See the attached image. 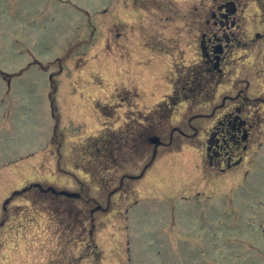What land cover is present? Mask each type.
<instances>
[{
	"label": "rangeland",
	"instance_id": "rangeland-1",
	"mask_svg": "<svg viewBox=\"0 0 264 264\" xmlns=\"http://www.w3.org/2000/svg\"><path fill=\"white\" fill-rule=\"evenodd\" d=\"M220 1L150 0L140 22L137 0H0V264H264L257 102L241 164L205 148L223 97L264 95V0H236L208 74L184 14Z\"/></svg>",
	"mask_w": 264,
	"mask_h": 264
},
{
	"label": "flooded vegetation",
	"instance_id": "flooded-vegetation-1",
	"mask_svg": "<svg viewBox=\"0 0 264 264\" xmlns=\"http://www.w3.org/2000/svg\"><path fill=\"white\" fill-rule=\"evenodd\" d=\"M149 2L150 0H137V2H135L136 5L141 7V13L136 15L140 22L144 21L142 16H145V13H147L150 6ZM172 6L169 7L171 13L170 18L173 19L176 15V9L174 6ZM214 7L215 8L210 13V18H207L206 15H202L198 23L192 21L191 11H186L184 14L186 18V26L184 27V31L187 32L186 38H190L194 23L196 24V27H201L202 34L199 41V52L201 59L203 60V68L207 69L208 74L214 71L218 72L219 74H223V68L227 64L226 57L229 55L230 50H232L230 45L235 42L236 36H238L235 35L233 31L237 27V21L235 17L238 7L236 0H223L216 3ZM260 37L261 36L257 32L255 34V38L259 39ZM245 44L248 46L256 45L254 41H249ZM234 45V47H236V44ZM187 46L191 47L192 42H190ZM153 47L154 46L149 47V45L146 43H143V46L137 44L136 49L139 50V54L137 55H139V57L140 55L141 57L145 55H152L151 58H153V55L160 56V52L155 51L160 50L158 48L163 46H155L157 49ZM145 48H153V53L145 50ZM262 49V52L264 53V43L262 44ZM145 52H147V54H145ZM197 74L194 75V72L190 70V75L193 76V78H200V73L198 75ZM246 86L247 84L245 87ZM190 89H192V87H190ZM240 95L241 92L238 91V94L236 95L225 96L222 98V103L218 105V108H222V110L224 109L223 112L225 114H223V117L218 119L216 125L212 127L208 134L205 146L206 156L211 166L218 164L216 163L218 162V159L219 162L221 161L222 163L223 158L227 160L225 162L227 163L228 167L233 166L234 164L235 166L241 164V156L233 164H231L230 161H232V158L235 157L236 151H240V149L243 151L246 150L249 142L251 140L253 141L252 134L254 135V133L252 130L257 124L256 122L252 121L248 122L247 118L245 119L242 114L246 113L245 109L247 110V108L251 107V101H255L254 103L257 102V104L260 105V107H258V105L255 107L257 112H264V95L263 93H260L257 95V97L248 98L249 101L246 99V96L245 99H242L240 98ZM228 102L232 104H229L228 106ZM223 169L220 168V170Z\"/></svg>",
	"mask_w": 264,
	"mask_h": 264
},
{
	"label": "water",
	"instance_id": "water-1",
	"mask_svg": "<svg viewBox=\"0 0 264 264\" xmlns=\"http://www.w3.org/2000/svg\"><path fill=\"white\" fill-rule=\"evenodd\" d=\"M152 142L157 143V140H156V139H152ZM61 194H64V195H66V196H74V195H72V194H68V193H66V192H62Z\"/></svg>",
	"mask_w": 264,
	"mask_h": 264
}]
</instances>
